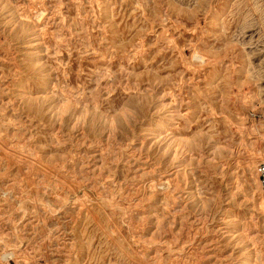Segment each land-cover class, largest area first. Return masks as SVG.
Instances as JSON below:
<instances>
[{"label":"rangeland","instance_id":"rangeland-1","mask_svg":"<svg viewBox=\"0 0 264 264\" xmlns=\"http://www.w3.org/2000/svg\"><path fill=\"white\" fill-rule=\"evenodd\" d=\"M262 162L264 0H0V264H264Z\"/></svg>","mask_w":264,"mask_h":264},{"label":"built area","instance_id":"built-area-1","mask_svg":"<svg viewBox=\"0 0 264 264\" xmlns=\"http://www.w3.org/2000/svg\"><path fill=\"white\" fill-rule=\"evenodd\" d=\"M257 176L259 180V184L264 191V162L260 163L257 168Z\"/></svg>","mask_w":264,"mask_h":264},{"label":"bare ground","instance_id":"bare-ground-1","mask_svg":"<svg viewBox=\"0 0 264 264\" xmlns=\"http://www.w3.org/2000/svg\"><path fill=\"white\" fill-rule=\"evenodd\" d=\"M197 53V52H196ZM197 55V54H196ZM194 57V56H193ZM258 183H259V180H258ZM259 186H260V184H259ZM260 189L262 190V188H261V186H260ZM263 191V190H262ZM260 206L262 207V208H264V199L261 201V203H260Z\"/></svg>","mask_w":264,"mask_h":264}]
</instances>
